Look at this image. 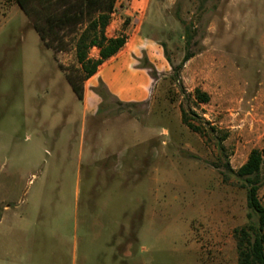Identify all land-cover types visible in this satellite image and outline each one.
<instances>
[{
    "label": "rangeland",
    "instance_id": "374dc122",
    "mask_svg": "<svg viewBox=\"0 0 264 264\" xmlns=\"http://www.w3.org/2000/svg\"><path fill=\"white\" fill-rule=\"evenodd\" d=\"M16 1L0 0V264H106L110 233L112 264H237L233 231L256 216L226 165L264 146V0H175L153 34L162 62L138 61L151 100L121 104L99 84L82 160L91 89L74 36L65 52L43 49L34 3L27 16Z\"/></svg>",
    "mask_w": 264,
    "mask_h": 264
},
{
    "label": "trees",
    "instance_id": "16d2710c",
    "mask_svg": "<svg viewBox=\"0 0 264 264\" xmlns=\"http://www.w3.org/2000/svg\"><path fill=\"white\" fill-rule=\"evenodd\" d=\"M28 1L34 3L32 29L37 33L43 49L65 52L68 47L65 37L74 36L72 40L81 83L94 76L98 68L114 57L126 43L123 34L111 39L105 35L116 0H17L18 7L27 16L30 15L25 6ZM93 48L98 50L96 59L89 56ZM66 81L72 92L81 99L82 85H77L70 77H66ZM194 98L201 104L209 102V97L199 90L194 91ZM180 113L182 125L204 138L203 129L195 125L183 109ZM263 157L264 146L262 150H251L238 170L233 172L226 165L230 173L245 182L242 187L246 189V206L256 216L254 226L247 225L233 231L237 264H264V206L258 198V191L264 186Z\"/></svg>",
    "mask_w": 264,
    "mask_h": 264
},
{
    "label": "crops",
    "instance_id": "0c3cea01",
    "mask_svg": "<svg viewBox=\"0 0 264 264\" xmlns=\"http://www.w3.org/2000/svg\"><path fill=\"white\" fill-rule=\"evenodd\" d=\"M174 2L175 0H116L112 20L105 35L106 38L111 39L123 34L126 37V43L114 57L103 63L96 74L85 82L91 90L84 93L81 102L84 120L80 128L79 140L81 160L86 130L85 120L87 116L94 118L97 113L99 97L94 90L99 84L103 85L109 96L121 104H146L151 100L149 92L153 82L147 70L138 67V61L146 56L149 63L155 65L156 61L153 59L155 55L157 62H162L159 43L153 34L162 27L165 13ZM125 22L127 24L123 27ZM96 58L97 56L94 59ZM2 220L1 218L0 222ZM111 239L110 233L103 240L104 248L97 253V257L106 258V264L116 262L115 259L112 260L114 254H112ZM87 262V257L84 255L81 264H87ZM51 264L56 262L52 261Z\"/></svg>",
    "mask_w": 264,
    "mask_h": 264
}]
</instances>
